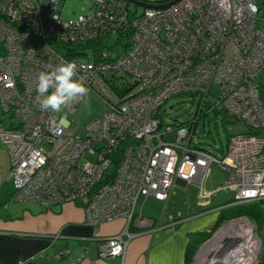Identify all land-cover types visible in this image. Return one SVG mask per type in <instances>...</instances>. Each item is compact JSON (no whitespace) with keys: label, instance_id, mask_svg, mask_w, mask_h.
<instances>
[{"label":"built area","instance_id":"built-area-1","mask_svg":"<svg viewBox=\"0 0 264 264\" xmlns=\"http://www.w3.org/2000/svg\"><path fill=\"white\" fill-rule=\"evenodd\" d=\"M82 1L87 10L66 18L62 0H0V142L10 156L14 200L46 209L73 203L95 227L123 218V231L97 239L99 256L107 258L125 255L139 233L132 226H161L142 214V197L166 201L181 182H195L203 198L214 164L226 172L222 187L236 191L234 203L264 199V101L257 80L264 68V17L258 1ZM106 35L118 36L122 53L103 48ZM67 62L77 64L81 82L108 105L79 132L68 128L82 98L55 113L41 110L38 99V74ZM120 77H129L125 89L115 86ZM213 83L220 85L219 99L209 103ZM183 93L201 98L195 121L165 125L161 107ZM205 104L223 107L246 125L245 132L230 134L219 156L192 145ZM231 224L238 228L219 244ZM228 225L191 264H257V227L247 219Z\"/></svg>","mask_w":264,"mask_h":264},{"label":"crops","instance_id":"crops-1","mask_svg":"<svg viewBox=\"0 0 264 264\" xmlns=\"http://www.w3.org/2000/svg\"><path fill=\"white\" fill-rule=\"evenodd\" d=\"M218 149L220 154L224 151ZM10 169L9 153L0 142V264H65L77 259L80 264H187L210 237L220 213L225 222L230 218L250 220L264 245V199L231 203L234 198L226 197L216 209L208 205L206 210L199 203L198 209L193 205L185 208L175 187L166 201L153 196L140 199L142 214L159 221V228L141 231L132 226L131 231L139 233L130 240L125 255L101 258L97 239L123 231L124 219L95 227L85 220L79 205L64 203L46 209L32 200H14ZM193 184L198 183H180ZM259 264H264V252Z\"/></svg>","mask_w":264,"mask_h":264},{"label":"rangeland","instance_id":"rangeland-1","mask_svg":"<svg viewBox=\"0 0 264 264\" xmlns=\"http://www.w3.org/2000/svg\"><path fill=\"white\" fill-rule=\"evenodd\" d=\"M257 1L260 4V8H261L260 17H264V0H257ZM62 2H63L62 14L66 18H74L78 14L85 12L88 8V3L82 0H62ZM130 7L132 10L136 9L135 4H131ZM138 9L142 11L143 7ZM262 23L263 22L260 21L259 25L262 26L263 25ZM117 41H118L117 35H106L102 39L103 48L111 47L114 48L116 52L122 53L123 47L117 44ZM128 78L127 77L115 78L114 79L115 86H118L120 89H125ZM257 80L264 85V68L260 72V75L257 77ZM88 90L89 91L87 95L82 97L77 112L74 115H72L73 125L68 128V131L75 130L79 132L88 121L102 114L108 108L107 103L102 98H100L92 88L89 87ZM131 91L132 90H129V92ZM219 92H220V85L218 83H213L211 87V93L208 95V102L209 103L217 102L219 99ZM200 103H201V98L198 95H192L190 93L173 95L161 107L160 115L163 118L165 125L171 124L174 127H177L180 124H188L189 122L195 121ZM204 109H206V107ZM245 131H246V125L242 121H239L236 118H234L233 116H226L221 111L218 113L203 112L202 116L198 120L195 134L192 140V145H198L204 148H209L212 150V152L215 155L219 156L220 151L218 148L226 147L230 134L236 132H245ZM80 133L83 134V131H81ZM170 136L173 139L175 137V134H171ZM225 175H226L225 170H223L219 165L214 164V166H211L205 179V184L203 188L206 192V195H204L203 198L200 197V187L198 184H193L188 186L179 185L176 186V189L174 191L176 193L182 194L179 198L180 201L184 200V202H181L183 203L181 205L185 208H188L189 206L193 205L194 208L196 207L198 209L197 204L199 203L200 205L205 207H208V205H210L209 206L210 208L212 206L213 207L215 206L216 209L221 205L222 201H225L226 197L235 198L236 191L234 189H225L221 185V183L225 178ZM140 203L141 202H139V207L141 205ZM223 206L225 207V205ZM231 219L233 218H230L229 221L225 222L220 228L217 229L218 231L217 230L216 231L219 232L221 228L231 223L233 221ZM240 219H245V218H240ZM230 226L232 225H229L225 228L224 233L232 232V229L227 230V228ZM216 231L211 233V236L206 241L209 240L212 242V240L210 239L213 238V235ZM223 234H221V236ZM206 241L204 243H206ZM209 245L207 244L206 248ZM202 246H200L199 249Z\"/></svg>","mask_w":264,"mask_h":264},{"label":"clouds","instance_id":"clouds-1","mask_svg":"<svg viewBox=\"0 0 264 264\" xmlns=\"http://www.w3.org/2000/svg\"><path fill=\"white\" fill-rule=\"evenodd\" d=\"M37 79L38 99L43 111L55 113L70 108L89 91L81 82L75 62L62 64L50 72H40Z\"/></svg>","mask_w":264,"mask_h":264},{"label":"trees","instance_id":"trees-1","mask_svg":"<svg viewBox=\"0 0 264 264\" xmlns=\"http://www.w3.org/2000/svg\"><path fill=\"white\" fill-rule=\"evenodd\" d=\"M260 92H261V97H262V100L264 101V85L261 83V85H260ZM206 107V109H204ZM209 109V110H208ZM203 112H206V113H209V112H215V113H218V112H223L226 116H230L227 112H226V110L223 108V107H221V106H216V107H214V108H211V107H209L208 105H204V107H203ZM207 150H208V148H206ZM220 149H222V148H220ZM121 159H122V151H119L116 155H115V160H114V167L115 168H117L118 167V165L120 164V162H121ZM218 165V164H217ZM207 209H210V208H208V207H206V210ZM223 222H225V217H224V215L222 214V213H220V215L218 216V218H217V220H216V222H215V224L211 227V229H210V231H209V233L211 234V233H213L214 231H216L221 225H222V223ZM211 236V235H210ZM193 251H195L194 249H193ZM191 262V260H189L188 261V263L187 264H189Z\"/></svg>","mask_w":264,"mask_h":264},{"label":"bare ground","instance_id":"bare-ground-1","mask_svg":"<svg viewBox=\"0 0 264 264\" xmlns=\"http://www.w3.org/2000/svg\"><path fill=\"white\" fill-rule=\"evenodd\" d=\"M119 219H123V218H119ZM240 227H242V226H240ZM236 228H238V225H237V224L228 227L227 230L232 229V231H234ZM227 233L230 234L231 232H225V233L220 237V240H222L223 237H225V235H226ZM228 234H227V235H228ZM208 245H209V244H208ZM214 245H216V242H214V240H213L207 248H206V246L204 247L203 251L201 252L202 255L200 256V261L203 259L204 254L206 253V251L212 249V248L214 247Z\"/></svg>","mask_w":264,"mask_h":264},{"label":"water","instance_id":"water-1","mask_svg":"<svg viewBox=\"0 0 264 264\" xmlns=\"http://www.w3.org/2000/svg\"><path fill=\"white\" fill-rule=\"evenodd\" d=\"M129 1H131V2H133V3H135V4H140V5H144V6H146L145 4H143V3H139V2L136 1V0H129ZM55 237H56V235H55ZM226 238H227V235H225V237H223L222 240H219V244L225 242Z\"/></svg>","mask_w":264,"mask_h":264},{"label":"flooded vegetation","instance_id":"flooded-vegetation-1","mask_svg":"<svg viewBox=\"0 0 264 264\" xmlns=\"http://www.w3.org/2000/svg\"><path fill=\"white\" fill-rule=\"evenodd\" d=\"M261 239H262V238H261ZM263 247H264V245H263V241H262L261 250H260V253H261V254H260V257H259V260H258L257 264H259L260 261L262 260V254H263V252H264Z\"/></svg>","mask_w":264,"mask_h":264}]
</instances>
